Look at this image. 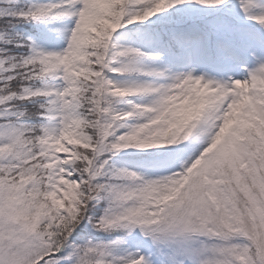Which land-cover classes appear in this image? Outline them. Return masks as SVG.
<instances>
[{"label": "snow or ice", "instance_id": "obj_1", "mask_svg": "<svg viewBox=\"0 0 264 264\" xmlns=\"http://www.w3.org/2000/svg\"><path fill=\"white\" fill-rule=\"evenodd\" d=\"M0 264H264V0H0Z\"/></svg>", "mask_w": 264, "mask_h": 264}]
</instances>
